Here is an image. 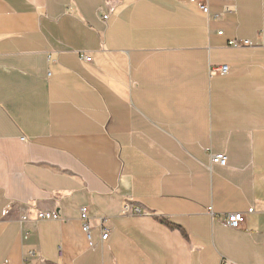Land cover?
Listing matches in <instances>:
<instances>
[{
	"label": "crops",
	"instance_id": "1",
	"mask_svg": "<svg viewBox=\"0 0 264 264\" xmlns=\"http://www.w3.org/2000/svg\"><path fill=\"white\" fill-rule=\"evenodd\" d=\"M208 6L0 0V264H264V0Z\"/></svg>",
	"mask_w": 264,
	"mask_h": 264
},
{
	"label": "built area",
	"instance_id": "2",
	"mask_svg": "<svg viewBox=\"0 0 264 264\" xmlns=\"http://www.w3.org/2000/svg\"><path fill=\"white\" fill-rule=\"evenodd\" d=\"M200 5H201V9L204 13L210 15V10H209V6H208V0H200ZM109 17V14H105L103 16L104 21L107 20ZM219 34H223V31H219ZM228 45L233 47V48H237V47H244V46H251L252 42L248 39H233L230 40L228 42ZM84 59L86 61H91V57L90 56H84ZM229 71V66L228 65H222V66H216L212 68V73L213 74H226ZM212 159V163L215 164H219L222 166H225L228 163V158L225 154L223 153H218V154H214L211 157ZM130 210V207L128 205H125L122 213L126 214L128 213ZM254 208H250L248 210V213H252L254 212ZM140 212V210H138ZM4 214H6V211H4ZM23 220H27L28 217L27 216H23L22 218ZM59 219V216L57 213L54 212H46V213H40L37 217L38 221H43V220H57ZM81 219L84 222V230L88 233L89 237H90V227L87 223L88 219H89V210L87 207H83L82 208V213H81ZM245 213L242 212H233V213H228L224 216V222L225 224L233 229H240L242 228L243 224L245 223ZM103 230H102V237L101 240L105 241L108 239L109 237V230L107 228H104L102 226ZM220 264H231V262L227 259V258H222L220 261Z\"/></svg>",
	"mask_w": 264,
	"mask_h": 264
}]
</instances>
